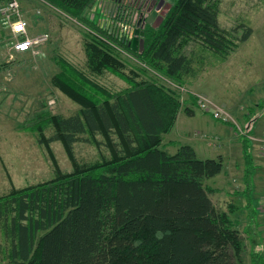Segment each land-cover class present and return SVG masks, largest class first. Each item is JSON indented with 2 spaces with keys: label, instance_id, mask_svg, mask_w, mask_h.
I'll use <instances>...</instances> for the list:
<instances>
[{
  "label": "trees",
  "instance_id": "obj_1",
  "mask_svg": "<svg viewBox=\"0 0 264 264\" xmlns=\"http://www.w3.org/2000/svg\"><path fill=\"white\" fill-rule=\"evenodd\" d=\"M43 1L88 23L83 14L95 0ZM126 12L131 14L130 9ZM218 15L217 0H174L158 28L146 25L141 30V54L131 49L127 17L121 12L113 14L114 21L105 29L89 22L105 41L85 33L87 67L91 73H113L127 87L111 92L58 61L55 86L80 109L69 117L41 113L30 128L48 151L54 177L11 187L0 196L6 264L241 262L243 240L229 218L234 209L229 206L228 214L218 211L209 198L214 190L204 185L222 172V158L199 159L190 145L179 146L173 154L163 149V136L173 128L181 105L174 93L145 77L149 68L183 83L185 77H196L198 70L193 51L184 52L190 44L225 59L249 39L250 27L223 29ZM240 28L243 31L237 36ZM107 42L120 45L144 67L125 73L124 62ZM183 112L193 115L189 108ZM250 123L237 133L244 163L243 190L233 193L244 198L249 222L257 214L252 201L255 166L247 138ZM48 128L53 133L45 137ZM53 142L62 144L72 164L70 173L57 166L49 148ZM75 143L103 146L108 157L79 163L73 153ZM248 228L247 234L252 232ZM157 231L163 233L162 239H156ZM136 241L139 246H134ZM255 248L250 264H262V249Z\"/></svg>",
  "mask_w": 264,
  "mask_h": 264
},
{
  "label": "rangeland",
  "instance_id": "obj_2",
  "mask_svg": "<svg viewBox=\"0 0 264 264\" xmlns=\"http://www.w3.org/2000/svg\"><path fill=\"white\" fill-rule=\"evenodd\" d=\"M158 1L95 0L83 14V18L88 21L84 23L47 2L19 0L22 18L28 24L27 36L34 37L41 34L47 35L48 38L33 51L25 54L14 53L8 45L14 39L10 31L0 24V196L7 194L11 187L19 189L54 177V166L48 151L38 142L37 134L30 128L41 113L69 117L80 109L79 105L55 86L54 77L60 70L59 60L65 61L90 81L111 92H118L127 87V83L117 75L108 71L101 74L91 73L87 67L84 52L85 33L105 41V37L98 35L89 27V22L105 29L114 21L113 14L121 12L127 17L126 26L130 31L131 43L132 38H135L134 30L142 32L146 25L152 27L157 16H163L174 0H163L157 16L153 18L151 24H147L146 20ZM217 1L219 26L227 30L241 24L250 27L252 34L249 39L238 44L225 59H220L209 51L190 44L184 52L188 55L193 51L194 68L198 70L196 77H185L183 83L169 81L147 67L145 68L148 74H145V77L174 93L181 105L173 129L170 134L163 137L162 147H168L167 151L172 153L174 148L181 145H192L193 143L184 139V134L193 130H200L201 133L208 130L222 134V138L234 140L231 145L225 146L217 141L218 144L216 142L211 144L208 152L198 153L197 158L216 159L218 154L225 158L224 174L205 181L204 185L214 190L209 194V198L218 211L228 214L229 206L233 207L234 210L229 213V218L234 222L243 240L242 263L233 264H247L246 256L250 248L248 239L252 232L249 234L243 232L245 201L242 196H235L233 193L241 192L243 189L241 144L237 133L243 132L248 120L252 122L254 116H251L249 110L256 112L257 104L259 109L260 105L264 106L262 100L264 99V0ZM126 9H130L131 14L126 12ZM242 31L243 29L240 28L237 36ZM107 44L124 62L125 73L132 68L144 67L120 45L113 42ZM195 95H202L214 106L224 109L228 114L229 124L215 120L209 114L195 108L193 101ZM184 108L194 111V115L185 114ZM255 124L260 129L257 132L252 130L250 136L259 139L264 135V116L256 118ZM52 133L51 128L44 130L45 137L51 136ZM97 139L102 141L99 136ZM172 141L175 142V147L168 146ZM49 148L61 172L70 173L72 164L62 144L53 142ZM252 148L259 156V151L255 149L256 144L253 142H251ZM73 153L79 163H91L108 157L105 147L96 148L88 143H75ZM256 159L258 160V157ZM262 168L263 170L256 176V183L259 182L253 192L254 199L259 196L260 199L264 197V165ZM257 200L259 201L258 198ZM252 235L254 238L253 233ZM6 244L0 228V264L7 263L4 253Z\"/></svg>",
  "mask_w": 264,
  "mask_h": 264
},
{
  "label": "crops",
  "instance_id": "obj_3",
  "mask_svg": "<svg viewBox=\"0 0 264 264\" xmlns=\"http://www.w3.org/2000/svg\"><path fill=\"white\" fill-rule=\"evenodd\" d=\"M262 100H264V99H262ZM255 108H257L256 112H253L251 109L249 110V112H251V113L253 112L254 113V115H253L254 117L252 119V122L249 124V126H250L251 131L253 130V131L257 132L260 129V127H256L255 119L260 117V116H262V117L264 116V108L260 110L258 104L255 105ZM193 115H194V111H193ZM251 116H252V114H251ZM255 116H257V117H255ZM176 120H177V118H176ZM253 131H252V133H253ZM170 132L168 134H170ZM168 134H166V135H168ZM219 135L220 134H216L215 132H211V131H208V130L207 131L204 130L202 133H201L200 130H193V131L186 132L184 134V139L186 141H190L191 143H193L190 146H192L194 148L196 156H197L198 153L204 154V153L208 152L209 151L208 149L211 148V146H212L211 144H215V142H216V144H218L217 141H220V145H222V146L231 145L233 143V141H234L233 139L222 138L221 137L222 134L220 136ZM239 142H240V140H239ZM162 144L164 145L163 142H162ZM254 144H256V148L255 149H258V147H257L258 144L257 143H254ZM170 145H172L174 147L176 146L174 141H172V143H169L168 146H170ZM163 149L166 150V149H168V147L167 148L163 147ZM176 150H177V148H174V150H173V152L171 154H173ZM167 152L170 153L169 151H167ZM256 152H257V150H256ZM241 154H242V152H241ZM217 157H221L222 160H223V164L225 163L224 156H222L221 154H218ZM251 157H252V160H253V164L255 166V169L252 172V184H253V187L255 189L256 188L255 186L259 182V181H257V183H256V176H257L258 173H260L263 170L262 165H264V164L262 163V160L259 158L258 152L254 153V149L253 148L251 149ZM255 157L256 158L258 157V160ZM241 161H242V167H243V169H242V184H243V171H244L243 158L241 159ZM224 170H225V168H223L222 172L219 175H217V177L220 176L221 174H224ZM241 192H236V193H241ZM260 197L261 196L257 197L259 199V201L257 200L256 197H255V199L254 198L252 199L253 206L256 208V211H257L256 216H254V218L252 219L253 223H252V221L249 222V220H248L249 219L248 216H247L248 215V210L246 208V205H244V209H243V211L245 212V221H244V224H243V227H242L243 228V232L246 233V231L249 229L248 227H251L252 232L254 233V238L252 236V237H250L248 239L249 242H250V248H249V251H248V255L246 256L247 257L246 258L247 259V264H250V261H251L250 253L252 251V247L253 246L254 247L257 246V248H255L257 250L262 249V256H263L262 264H264V221H263L264 218H263V214L261 213V207L264 204V199H263L264 197L261 198V199H260ZM251 239H253V242H251ZM243 260H244V258H243ZM240 263H242V259H241Z\"/></svg>",
  "mask_w": 264,
  "mask_h": 264
},
{
  "label": "built area",
  "instance_id": "obj_4",
  "mask_svg": "<svg viewBox=\"0 0 264 264\" xmlns=\"http://www.w3.org/2000/svg\"><path fill=\"white\" fill-rule=\"evenodd\" d=\"M45 3L43 0H39ZM0 24L3 28L8 29L14 40H11L8 45L14 53L25 54L34 49H37L47 41V35H36L34 37L27 36L28 24L22 18L19 7V0H5L0 4ZM161 76V75H160ZM163 77V76H162ZM168 79L166 77H163ZM170 81V79H168ZM183 90V89H180ZM194 106L198 110L209 114L213 119L222 122H227L228 114L224 109L214 106L206 97L202 95L194 96ZM251 142L258 144L260 159L264 164V135L257 139L254 136L247 137ZM264 214V204L261 207Z\"/></svg>",
  "mask_w": 264,
  "mask_h": 264
},
{
  "label": "water",
  "instance_id": "obj_5",
  "mask_svg": "<svg viewBox=\"0 0 264 264\" xmlns=\"http://www.w3.org/2000/svg\"><path fill=\"white\" fill-rule=\"evenodd\" d=\"M163 0H159L156 7L154 8L153 12L151 13V15L148 17V19L146 20L147 24H151L153 18H155L157 16V13L160 11L161 6L163 4ZM163 20V16H157L155 22L152 24V28H158L161 24ZM134 37L131 40L130 46L132 51H138L139 54L142 53L143 50V32H137L136 30H134L133 32ZM138 39H137V37Z\"/></svg>",
  "mask_w": 264,
  "mask_h": 264
},
{
  "label": "clouds",
  "instance_id": "obj_6",
  "mask_svg": "<svg viewBox=\"0 0 264 264\" xmlns=\"http://www.w3.org/2000/svg\"><path fill=\"white\" fill-rule=\"evenodd\" d=\"M155 236H156V239H162L163 238V233L157 231ZM140 243H141L140 241H136V242H134V246H139Z\"/></svg>",
  "mask_w": 264,
  "mask_h": 264
}]
</instances>
